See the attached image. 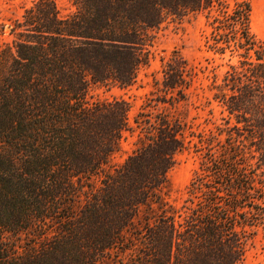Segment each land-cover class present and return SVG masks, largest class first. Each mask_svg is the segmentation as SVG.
<instances>
[{
  "label": "trees",
  "instance_id": "trees-1",
  "mask_svg": "<svg viewBox=\"0 0 264 264\" xmlns=\"http://www.w3.org/2000/svg\"><path fill=\"white\" fill-rule=\"evenodd\" d=\"M73 4L61 16L53 0H35L8 25L11 43L0 37V264H241L248 230L264 224V41L252 0ZM191 14L222 62L207 75L220 123L197 134L199 167L175 208L162 191L185 123L144 107L131 123L124 99L87 94L132 85L154 31ZM161 74L155 102L186 100L196 73L179 51ZM135 130L136 148L111 167Z\"/></svg>",
  "mask_w": 264,
  "mask_h": 264
},
{
  "label": "rangeland",
  "instance_id": "rangeland-1",
  "mask_svg": "<svg viewBox=\"0 0 264 264\" xmlns=\"http://www.w3.org/2000/svg\"><path fill=\"white\" fill-rule=\"evenodd\" d=\"M33 1L35 0H0V23L4 25L0 37L4 43H11L13 39L8 26L12 19L21 18L24 8ZM53 1L61 16L69 15L75 10L74 0ZM203 25L204 19L200 14H191L181 20L168 18L154 31L155 37L149 47V62L139 69L132 85L121 88L117 85L95 84L89 88L87 94L89 101L124 99L130 105L131 123L132 118L143 107L153 113L165 109L171 116L179 117L185 123L184 134L188 142L183 150L176 153V163L169 170L167 187L162 191L165 201L175 208H181L189 197L188 186L199 167L203 150L200 149L197 134L214 130V126L220 123L219 108L214 102L208 103L207 75H211L209 71L214 65L222 62L211 52L205 51ZM251 28L264 41V0H252ZM173 51H179L196 74L191 87L186 91V100L169 106L156 103V94L151 92L158 89L155 83L162 77V59L168 58ZM222 69L223 66L217 68V71ZM145 103L149 106H144ZM137 135L138 130L124 133L119 151L111 158V167L123 162L132 153L136 148ZM248 231L253 232V235L248 240L246 257L241 264H264V224Z\"/></svg>",
  "mask_w": 264,
  "mask_h": 264
}]
</instances>
